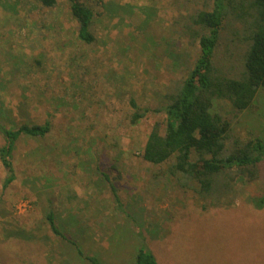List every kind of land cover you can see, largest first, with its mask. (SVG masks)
Masks as SVG:
<instances>
[{"label": "rangeland", "instance_id": "rangeland-1", "mask_svg": "<svg viewBox=\"0 0 264 264\" xmlns=\"http://www.w3.org/2000/svg\"><path fill=\"white\" fill-rule=\"evenodd\" d=\"M86 1L96 15L92 45L77 39L69 0L53 8L0 0L2 122H52L47 137L18 142L6 190L0 166V264H134L142 246L159 264H264V208L254 204L264 197V163L256 181L238 178L234 198L216 202L142 158L165 120L153 111L184 75L178 62L197 58L183 24L206 0ZM226 37L215 64L237 77L243 48ZM131 99L151 110L138 125ZM213 112L235 137L264 140V89L249 111L216 100ZM50 211L66 239L52 232Z\"/></svg>", "mask_w": 264, "mask_h": 264}, {"label": "trees", "instance_id": "trees-1", "mask_svg": "<svg viewBox=\"0 0 264 264\" xmlns=\"http://www.w3.org/2000/svg\"><path fill=\"white\" fill-rule=\"evenodd\" d=\"M37 1L48 8L57 5V0ZM204 4L202 9L188 14L183 24L184 36L197 46V58H191V65L183 58L178 62L184 75L165 94V105L153 111L163 113L165 120L153 126L142 158L152 165H168L167 174L177 178L183 188L192 182L200 198L231 201L238 178L249 183L259 178L264 163V140L256 136L245 141L235 137L231 122L213 112V107L216 100H222L241 114L253 108L264 89V0H206ZM69 13L77 23V39L87 45L94 44L96 36L92 27L96 15L89 3L69 0ZM223 32H227V43L243 48L241 73L237 77L223 73L215 64ZM130 105L132 125H138L151 112L140 108L133 99ZM2 118L0 114V135L4 140L0 166L7 174L3 185L6 190L16 179L13 157L18 142L23 138L47 137L52 122H25L7 127ZM111 189L119 202L115 186ZM254 204L264 208V197ZM46 220L56 236L66 239L56 226L53 211L46 215ZM85 259L100 264L94 257ZM134 264L159 263L153 252L142 246Z\"/></svg>", "mask_w": 264, "mask_h": 264}, {"label": "crops", "instance_id": "crops-1", "mask_svg": "<svg viewBox=\"0 0 264 264\" xmlns=\"http://www.w3.org/2000/svg\"><path fill=\"white\" fill-rule=\"evenodd\" d=\"M116 226H114V232H116V229H115Z\"/></svg>", "mask_w": 264, "mask_h": 264}]
</instances>
